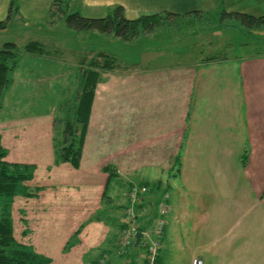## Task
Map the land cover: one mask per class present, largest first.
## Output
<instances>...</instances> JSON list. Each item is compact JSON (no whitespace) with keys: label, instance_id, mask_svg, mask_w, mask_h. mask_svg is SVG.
Wrapping results in <instances>:
<instances>
[{"label":"crops","instance_id":"1","mask_svg":"<svg viewBox=\"0 0 264 264\" xmlns=\"http://www.w3.org/2000/svg\"><path fill=\"white\" fill-rule=\"evenodd\" d=\"M11 1L0 0V21L7 18ZM68 1L69 10L93 18L105 17L117 5L124 7L129 19L222 6L228 12L264 15V0ZM53 2L17 0L16 16L26 20L25 25L45 18L54 23L49 17L52 7L55 11ZM142 54L146 67L112 71L98 84L82 165L75 169L87 187L83 193L100 203L109 177L102 172L105 166L115 165L123 176L138 175V183L150 184L170 167L172 158L181 155V172L170 189L171 209L159 264H179L174 255L184 239L186 264L194 259L204 264H264V55L164 66L154 62L160 54L154 58L150 52ZM68 223L73 227L56 247L57 253L50 250L49 241L35 245L56 264H86L89 258L90 264H96L103 254H109V264L139 260V247L131 249V256V252L115 253L118 231L106 249L104 235H98L100 225L90 244L88 223L71 219ZM81 226L77 243L66 250ZM101 247L96 257L88 256L89 249Z\"/></svg>","mask_w":264,"mask_h":264},{"label":"rangeland","instance_id":"2","mask_svg":"<svg viewBox=\"0 0 264 264\" xmlns=\"http://www.w3.org/2000/svg\"><path fill=\"white\" fill-rule=\"evenodd\" d=\"M74 11L75 9L68 10ZM178 20L169 18L172 28L162 27L154 33L132 41L122 38L118 41L112 34L95 30H73L67 25L65 15H61L54 23L48 22L46 18L29 20V25L24 24L26 20L13 16L8 21L7 28L0 30V46L7 42H15L23 51L27 44L37 41L51 49L52 53L46 57L24 54L19 58V65L12 74L11 83L4 91L3 107L0 111V135L3 145L9 151L8 159L14 163L36 165L34 179L27 183L33 196L19 195L13 205L11 217L14 222V234L19 242L35 247L43 243L47 245L49 241L50 250L53 249L57 253L60 248L56 247L73 227L68 223L71 219L74 222L88 223L86 227L88 242L93 237L96 227L100 225L102 228L98 235H104L102 247L110 249L108 247L112 245L114 235L118 231L116 246L119 229L122 226V211L128 203L129 190L147 184L138 183L141 178L138 175L123 176L115 165L105 166L102 172L109 176V168L114 166L118 175L108 187L107 181L101 193L100 203H94L88 199L92 194L83 193L87 187L81 183L80 177H76L77 169L75 170L70 163L54 165V138L61 133L62 119L79 96L82 82L80 68H85L86 64H82L84 60L88 63L99 53L113 57L115 60L113 68L104 73L106 79L105 74L115 70L124 72L137 69L138 65L146 67V63L143 62L144 51L150 52L149 57L153 58L155 54H160L154 62L164 66L196 62L215 55L225 58L264 53V48L258 43L262 39L259 37H264V30L246 33L234 27L215 28L211 32L201 30L205 24L195 28ZM227 23L230 24L232 21ZM59 118L62 119L58 120ZM176 157L172 158L168 169L161 171L157 181L150 183L153 189L151 193L143 196V200L146 201L143 204L147 210L138 211V226L147 224V229L153 227L163 195L166 192L171 194L170 191L165 192L164 188L157 189L155 185L162 184L168 186V189L175 186L177 177L173 173ZM40 187L42 189L38 191ZM170 196L172 199V194ZM240 215L241 213L236 214ZM151 219L153 221L148 225ZM181 228L185 233V227ZM72 240H75V233ZM185 241L184 239L179 242L180 249L185 252L181 254L180 249L177 250L174 255L175 263L186 264ZM102 247L89 249L88 256L96 257L101 253ZM136 247L140 250L138 257L140 260L145 250L142 246ZM115 253L117 254V251ZM131 255L132 252L128 256ZM89 259L84 262L90 264Z\"/></svg>","mask_w":264,"mask_h":264},{"label":"trees","instance_id":"3","mask_svg":"<svg viewBox=\"0 0 264 264\" xmlns=\"http://www.w3.org/2000/svg\"><path fill=\"white\" fill-rule=\"evenodd\" d=\"M55 11L50 12V19L56 21L61 15H65L67 25L76 31L95 30L105 34H112L115 37L126 41H132L140 36L154 33L162 27L172 28V22L169 18H178L179 22L185 25L200 27L205 24L201 30H210L215 28L243 30L246 33H252L256 30H264V15L255 16L243 12H228L223 6L219 10H210L205 12H188L183 14H174L171 12L155 13L142 15L136 19L126 17L123 6L117 5L110 9L105 17H86L79 10L68 12L70 3L68 0H54ZM17 0H12L8 16L0 21V30L6 29L8 21L19 13ZM189 18V19H187ZM167 20V24H166ZM177 21V24H178ZM232 21V23H227ZM208 25V27L206 26ZM168 29V28H166ZM234 29V30H235ZM258 42L260 47L264 48V37ZM51 49L37 41H32L25 46L23 51L15 42H7L0 46V111L3 107L4 91L10 85L12 74L19 65V58L24 54L32 56L46 57L51 55ZM257 55H264L258 53ZM218 56H210L207 59L214 60ZM114 58L105 53H99L86 64L85 68H80L82 72L81 90L78 94L76 103L69 108L63 120V129L61 133L54 138V165L70 163L75 169L81 166L86 138L88 135L92 108L96 96L98 83L103 81L104 73L113 68ZM9 151L3 145L0 135V264H56L54 259L45 253L39 251L36 247L19 242L15 237L14 222L12 220V210L17 196L32 197L33 193L28 188L29 182L34 179L35 164L14 163L8 159ZM247 156V154H245ZM245 160V159H244ZM183 160L182 156L176 157V167L174 176L178 177ZM109 177L107 187L114 177L118 174L114 166L109 168ZM173 176V177H174ZM151 185V184H147ZM157 189L164 188L165 192L170 191L168 186L162 184L155 185ZM42 188H38L40 191ZM167 193V192H166ZM107 194V191L105 192ZM172 200V199H171ZM171 200L169 203L171 204ZM152 219L149 221L151 223ZM148 223V224H149ZM84 226H81L75 233V240L72 237L67 242L65 249L68 250L75 243ZM142 226V229L145 228Z\"/></svg>","mask_w":264,"mask_h":264},{"label":"built area","instance_id":"4","mask_svg":"<svg viewBox=\"0 0 264 264\" xmlns=\"http://www.w3.org/2000/svg\"><path fill=\"white\" fill-rule=\"evenodd\" d=\"M153 186L142 184L133 187L128 192V203L122 211V226L119 229L116 242L117 255L129 254L128 251L136 246H142L145 250L143 261L142 258L138 261L132 260V264H159L160 250L163 244L166 226L168 224V214L171 209V194L169 192L163 195L161 208L154 221L153 227L147 229V224L137 225L138 211L145 212L143 196L151 193ZM142 196V198H141ZM153 221V219H152ZM151 221V223H152ZM149 223L148 225H150ZM142 229V226H145ZM141 232L142 238L140 243L136 244V233ZM109 254H103L96 264H109ZM193 264H204L202 259H194Z\"/></svg>","mask_w":264,"mask_h":264},{"label":"water","instance_id":"5","mask_svg":"<svg viewBox=\"0 0 264 264\" xmlns=\"http://www.w3.org/2000/svg\"><path fill=\"white\" fill-rule=\"evenodd\" d=\"M141 238H142V233L141 232H137L136 233V244L137 245L140 243Z\"/></svg>","mask_w":264,"mask_h":264}]
</instances>
